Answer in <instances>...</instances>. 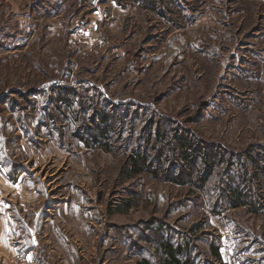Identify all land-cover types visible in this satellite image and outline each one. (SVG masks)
<instances>
[{"label": "rangeland", "instance_id": "obj_1", "mask_svg": "<svg viewBox=\"0 0 264 264\" xmlns=\"http://www.w3.org/2000/svg\"><path fill=\"white\" fill-rule=\"evenodd\" d=\"M106 115L111 152L89 142ZM182 139L236 163L204 183L195 157L193 174H182L180 152L165 146ZM5 147L14 172L64 202L47 222L80 264H154V220L161 238L190 245L195 264H264V0H0ZM138 152L158 162L129 178ZM231 176L247 207L229 205ZM16 190L0 185V264L36 261L8 199L28 211L44 202Z\"/></svg>", "mask_w": 264, "mask_h": 264}, {"label": "crops", "instance_id": "obj_2", "mask_svg": "<svg viewBox=\"0 0 264 264\" xmlns=\"http://www.w3.org/2000/svg\"><path fill=\"white\" fill-rule=\"evenodd\" d=\"M10 153L11 152L8 147H5L4 151L0 149V185L3 186L6 190L11 191L16 190V188H19L18 190H16V192L18 191V193L15 194V197L20 194L19 190H23V196L26 199H31L32 196V202H35L37 200L34 199L36 197L33 198V196L36 195L34 193H37L38 195H40L41 200L44 202L42 203L41 211H39L38 208L35 207L37 205H33L32 211H28L25 203H22L21 201H15L13 200V198H11L12 201L11 199H8V202H10L9 205L11 206L9 210L10 218L13 222L15 221L18 230H20V232L24 234L21 235L20 241L22 243L21 246H23L24 248L25 255L31 253L34 256V259L36 260L27 263L70 264L71 262L73 264H80V251L77 250L75 247H70V245L68 246V244H66V233L63 231V229L53 228L54 225L50 222H54L56 217H51L48 211L55 208V205H63L64 202L62 201L61 203L58 199H55V193H51L50 198L45 196L44 194L48 192V189L44 190L40 188L39 186L41 182H38L37 184L35 183V185L32 187L31 183L29 182L31 179L25 178L22 175H18L17 172H14V165L6 164L5 162L6 160H13V155H10ZM10 183L12 184V189L6 187L5 185L7 184L8 186H10ZM1 215H4V213ZM47 220L50 221L47 222ZM44 228L46 229L47 234L50 236L52 244L54 243L55 246L51 245L49 243L50 241H48L47 239L43 240V237L42 235H40V232ZM5 232L6 227L4 225V222H2V224H0V240H3ZM35 233L38 235L37 243L39 244V246L37 245L33 237V234ZM1 251L3 252V248H0V252ZM2 264H5V260L4 262H2Z\"/></svg>", "mask_w": 264, "mask_h": 264}, {"label": "trees", "instance_id": "obj_3", "mask_svg": "<svg viewBox=\"0 0 264 264\" xmlns=\"http://www.w3.org/2000/svg\"><path fill=\"white\" fill-rule=\"evenodd\" d=\"M157 5L161 3L160 1L156 2ZM154 6V4H153ZM155 10V9H154ZM103 123L106 125L103 129L102 132H99L97 134L92 135L90 138V145L91 143L93 146L97 149H103L106 152H111L112 148L104 146V142L106 140H109L108 136L111 133V126H110V119L109 116H104L103 118ZM158 137V138H157ZM82 142H87V140L80 138ZM157 140H163V137H161L159 134L156 136V141ZM165 146H169L170 150L175 152L178 150L180 152L181 156V161L183 162L182 166V174H185L186 172L189 171V173L193 174V170H195L194 167V159L200 158L202 160V164L204 163L205 166V173H203L204 177H202V180L204 183H207L209 179L213 176V174L218 171L219 166L222 168L224 166V172L222 176L225 177L227 174V168H230L233 164H235V158H233L235 155H232L228 152L225 153L227 157H222V155L218 154V158L214 156L213 158L207 154V151L204 149L203 146L198 147L196 144L191 143V141L182 139L181 141L179 140L176 145H172V143H165ZM228 156L230 158H228ZM221 158V160H219ZM154 162H158L156 160H153ZM151 157L148 156L145 153H134L131 155V157L128 159L127 164L124 166L123 172L128 174L129 178H133L135 176H140L144 174L145 171L149 169L152 163ZM229 164H232L228 166ZM239 165V164H238ZM15 165L13 166V170L15 169ZM188 169V170H187ZM168 172V171H167ZM233 175V174H231ZM157 176V175H156ZM159 176V175H158ZM174 180V182H176ZM235 183L238 184L237 182L234 181V178L231 176L229 178V181L226 182L227 186L229 187L228 192L230 193V201L229 205H231V208L237 209V208H244L249 205L247 203L246 198L248 199L247 195L239 189L238 185L237 187L235 186ZM235 186V187H234ZM157 224V221L154 220L152 222H149L146 227V231L150 233H155L158 236H156L157 240V257L158 259L155 261L154 264H195V261L191 259L189 256L191 255V247L189 244H180L176 245L174 243H171L168 239L161 238L164 236V225L162 223ZM149 238V236H148ZM212 255L217 261L222 260V255L220 249L217 248H212ZM139 264H150L149 261H141Z\"/></svg>", "mask_w": 264, "mask_h": 264}]
</instances>
